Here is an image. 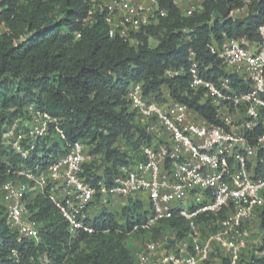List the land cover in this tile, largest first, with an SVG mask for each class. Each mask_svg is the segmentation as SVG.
Masks as SVG:
<instances>
[{"label":"built area","instance_id":"built-area-1","mask_svg":"<svg viewBox=\"0 0 264 264\" xmlns=\"http://www.w3.org/2000/svg\"><path fill=\"white\" fill-rule=\"evenodd\" d=\"M141 1L91 0L89 15L103 14L109 36L135 46V35L165 15L155 0ZM144 1L154 4V10L145 8ZM172 2L179 10L185 3L183 16L188 17L202 10L204 0ZM241 2L230 13L232 19L247 15L251 0ZM259 35V43L241 38L219 44L212 39L207 47L219 62L216 70L190 52L186 69L166 73H187L188 92L199 106L211 108L214 123L169 94L144 96L142 83L131 82L126 113L137 128L131 140L121 138L112 145L120 150L117 164L93 153L96 142L69 141L63 119L34 103L27 105L21 117L2 128L3 148L18 159L11 166L0 157L4 226L18 241L37 242V225L26 208V197L37 193L59 211L71 237L76 232L90 235L93 229L85 222L93 218L91 208L97 207V215L121 199L122 208L140 205L145 218L128 235V240L144 237L133 252L134 264H222L223 259L239 264L248 225L257 221L260 226L264 209V26ZM183 95L189 99L187 92ZM31 158L32 166L21 164ZM172 219L184 223V242L164 252L153 231L177 233L168 225ZM201 227L209 231L207 242L201 240ZM260 256L264 248L251 257Z\"/></svg>","mask_w":264,"mask_h":264},{"label":"trees","instance_id":"trees-1","mask_svg":"<svg viewBox=\"0 0 264 264\" xmlns=\"http://www.w3.org/2000/svg\"><path fill=\"white\" fill-rule=\"evenodd\" d=\"M155 1L165 15L136 34L137 44L130 46L118 36H109L103 14L89 15L91 0H0V157H6L11 166L18 163L1 144L2 128L34 103L63 119L69 141L96 142L93 153L117 164L120 150L112 145L121 138L131 140L137 128L126 113L131 82L142 83L144 96L159 95L166 86L171 98L216 122L211 108L199 106L188 92L186 72L172 77L166 73L186 69L190 52L216 70L219 62L207 47L212 39L219 44L241 38L259 43L264 0H251L247 15L238 20L230 13L242 7L241 0H204L202 10L188 17L172 0ZM150 39L156 41L154 47ZM21 164L32 166V158ZM26 208L37 225L38 241H18L0 217V264H134L125 242L133 226L145 220L139 214L140 205L123 207L122 224L103 209L85 222L92 234L76 232L72 237L46 195L26 197ZM168 225L183 237L181 220L172 219ZM260 228L264 230V209ZM253 261L264 264V257H250L239 264ZM222 264L229 262L223 259Z\"/></svg>","mask_w":264,"mask_h":264},{"label":"rangeland","instance_id":"rangeland-1","mask_svg":"<svg viewBox=\"0 0 264 264\" xmlns=\"http://www.w3.org/2000/svg\"><path fill=\"white\" fill-rule=\"evenodd\" d=\"M143 6L145 8L151 9L152 11L155 8L154 4H152L150 1H144ZM149 45L150 47H154L156 45V41L150 39ZM167 94H168L167 87L166 86L161 87L159 97L166 96ZM93 169L94 167H90L91 171ZM89 172L90 171H86L85 174L88 175ZM115 201H116L115 205L106 208V211H110L115 221L120 222L123 221V218L119 217L123 209L122 208L123 202L121 199H115ZM94 208H95V213H93L94 214L93 217L96 215V210H97V207H92L91 211L94 210ZM208 233L209 231L207 229L201 227L200 237L203 242H207L206 235ZM184 234L185 232L183 233V237ZM154 236L155 238L157 237L156 240H158V243L159 245H161L162 250L164 252L174 251L178 246H182L184 242L183 241L184 238L181 239V237H179L177 233L170 231L159 232L157 234L154 233ZM143 241H144V237H140L139 235L138 236L134 235L125 242V246L130 251V254L133 255V252L142 246V244L144 243ZM263 244H264V230H261L259 223L257 221H253L251 224L248 225L247 237L243 238V248L241 250L242 252H241L240 262L249 259L251 256H253V253L255 251L258 252L259 249L261 250Z\"/></svg>","mask_w":264,"mask_h":264},{"label":"crops","instance_id":"crops-1","mask_svg":"<svg viewBox=\"0 0 264 264\" xmlns=\"http://www.w3.org/2000/svg\"><path fill=\"white\" fill-rule=\"evenodd\" d=\"M99 1L104 2V3H109L110 2V0H99ZM137 3L141 4L142 1L141 0H134V3H132V4L136 5ZM186 8H187V5L185 3H183L182 6L180 7V11H181L182 15H184V12H185Z\"/></svg>","mask_w":264,"mask_h":264}]
</instances>
